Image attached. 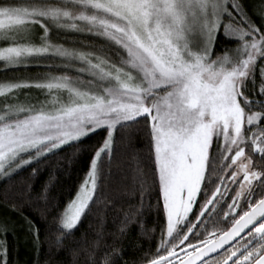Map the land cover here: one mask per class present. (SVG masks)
I'll use <instances>...</instances> for the list:
<instances>
[{
	"label": "snow or ice",
	"instance_id": "obj_1",
	"mask_svg": "<svg viewBox=\"0 0 264 264\" xmlns=\"http://www.w3.org/2000/svg\"><path fill=\"white\" fill-rule=\"evenodd\" d=\"M0 74V264H16L13 214L41 264L45 242L64 250L111 203L121 142L136 165L122 191L139 198L121 234L134 221L147 234L137 216L152 195L164 217L134 264H264V0L252 14L247 0H0ZM91 136L63 204L54 172L34 189L50 157ZM67 251L71 264H127L103 231Z\"/></svg>",
	"mask_w": 264,
	"mask_h": 264
},
{
	"label": "trees",
	"instance_id": "obj_2",
	"mask_svg": "<svg viewBox=\"0 0 264 264\" xmlns=\"http://www.w3.org/2000/svg\"><path fill=\"white\" fill-rule=\"evenodd\" d=\"M247 2L249 4L250 0H247ZM28 71L34 73L44 71V69L32 67ZM2 75L0 74V77ZM99 139L100 136L86 138L83 141L86 150L77 154L75 157H72L74 149L67 146L57 155L50 157L47 165L42 166L43 171L41 174L35 178L33 182L34 189L38 191L41 184L47 180L49 172H54L56 181L54 187L51 189V195L59 203L63 204L69 196V191L75 188L87 171L88 162L92 154L90 146L95 145ZM132 143L137 148L144 147L146 154V145H142L140 141L135 139ZM119 149L109 169V175L106 177V185L109 187L111 203L107 207L101 206L99 211L94 209L93 213L78 226L74 237H70L64 241L66 246L64 250L57 252L55 247L49 249L48 243L45 242L40 253L41 264H45V262L47 264H71V255L67 251V248L86 246L100 231H103L105 240L108 243H112L113 240L118 242V246L123 249V259L127 261V264H134V261L143 255V250L155 248L159 239L160 228L164 223L163 215L157 214L155 195L146 199L145 208L142 210L143 216H137V221L143 223V229L147 230V234L142 231L140 223L136 221L130 223L123 234L120 232L121 221L124 220V213L129 210L128 205L130 203L138 205L139 198L138 196H133L122 191L123 184L131 185L130 169L136 165L132 160V153L127 146V142H121ZM69 158H72L71 163H69ZM30 171V168H25L9 183L20 186L22 182L28 179ZM149 174L151 175V169H149ZM3 186L0 183V191H2ZM148 204H151L152 207H147ZM25 211L26 214L35 216L38 209H26ZM12 218L17 224L16 231L8 233V241L13 246V260L16 264H31L33 259L32 245L24 239V232L19 227L22 221L15 214H13ZM78 259L80 262H83V255Z\"/></svg>",
	"mask_w": 264,
	"mask_h": 264
},
{
	"label": "rangeland",
	"instance_id": "obj_3",
	"mask_svg": "<svg viewBox=\"0 0 264 264\" xmlns=\"http://www.w3.org/2000/svg\"><path fill=\"white\" fill-rule=\"evenodd\" d=\"M254 3H259V0H250V2H249V12H250V14H252V5L254 4ZM254 19H257V20H259V17L258 16H254ZM41 98H43V97H41Z\"/></svg>",
	"mask_w": 264,
	"mask_h": 264
}]
</instances>
